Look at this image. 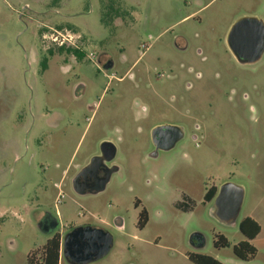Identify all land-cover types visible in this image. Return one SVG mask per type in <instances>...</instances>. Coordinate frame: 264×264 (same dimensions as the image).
Returning a JSON list of instances; mask_svg holds the SVG:
<instances>
[{
    "label": "rangeland",
    "instance_id": "1",
    "mask_svg": "<svg viewBox=\"0 0 264 264\" xmlns=\"http://www.w3.org/2000/svg\"><path fill=\"white\" fill-rule=\"evenodd\" d=\"M118 1L105 26L108 0H0V264H30L49 236L41 213L64 236L86 226L113 235L112 251L91 264H194L192 253L264 264V53L243 65L227 45L239 19L264 23V0ZM44 27L78 33L84 57L58 47L50 57ZM159 126L183 138L157 149ZM104 142L119 171L103 192L78 195L72 178ZM225 183L245 191L229 224L204 200ZM246 217L261 233L256 257L241 261L233 246ZM219 234L230 247H215Z\"/></svg>",
    "mask_w": 264,
    "mask_h": 264
},
{
    "label": "water",
    "instance_id": "2",
    "mask_svg": "<svg viewBox=\"0 0 264 264\" xmlns=\"http://www.w3.org/2000/svg\"><path fill=\"white\" fill-rule=\"evenodd\" d=\"M227 45L239 62H257L264 52V23L258 18L243 17L230 29ZM169 131L176 133V137L167 142H156L155 137ZM183 138L182 133L175 126H161L153 131V139L157 149L170 150ZM117 154L114 144L104 142L101 153L83 167L73 180L74 191L78 195L98 194L103 192L113 174L119 167H109L105 162L113 161ZM156 154V153H155ZM103 169V175L99 169ZM94 178V181L92 179ZM93 188H97L93 190ZM245 196L244 189L233 183H225L219 188L214 199V216L224 224L236 221L240 215ZM122 228V223H116ZM57 227V225H56ZM192 239L198 241V246H203L202 236L195 234ZM113 235L101 228L92 226L78 227L63 237L62 250L64 259L70 264H91L105 258L113 249Z\"/></svg>",
    "mask_w": 264,
    "mask_h": 264
},
{
    "label": "trees",
    "instance_id": "3",
    "mask_svg": "<svg viewBox=\"0 0 264 264\" xmlns=\"http://www.w3.org/2000/svg\"><path fill=\"white\" fill-rule=\"evenodd\" d=\"M56 1V0H55ZM107 5V12H103L102 17V23L105 26H110L108 17L113 15L119 14L120 10L119 8H115L116 4H119L118 0H108ZM126 12V11H125ZM59 53H65L74 55L75 57L81 59L84 57V54L78 50H74L71 48H59ZM54 51L49 50V56H53ZM48 57H44L41 61V69L42 71H45L48 66ZM216 190L212 189L210 190L204 197L205 202L210 203L215 198ZM148 223V212L146 209H143L142 212L139 215V228H144ZM239 230L241 234L245 237L244 241L239 242L238 244L233 246V254L234 256L241 260V261H250L254 259L257 255V249L255 246L251 244V241L257 238V236L261 233V226L260 224L254 220L251 217L244 218L239 225ZM215 247L218 249L228 248L230 247V243L228 239L224 235H217L216 240L214 243ZM60 250H61V235L60 233H55L50 239L47 240V242L37 250L33 251L29 257V263L30 264H59V258H60ZM39 257V261L36 260V258ZM189 259L194 264H223L216 258L204 255V254H190Z\"/></svg>",
    "mask_w": 264,
    "mask_h": 264
},
{
    "label": "built area",
    "instance_id": "4",
    "mask_svg": "<svg viewBox=\"0 0 264 264\" xmlns=\"http://www.w3.org/2000/svg\"><path fill=\"white\" fill-rule=\"evenodd\" d=\"M44 28L47 29L48 31L46 30L44 32L42 38L44 44L48 49H51V47H58V48L67 47L82 52L81 36L78 33H75L67 29H53L50 27H44ZM142 48L145 49L146 48L145 45H143ZM87 57L92 62L95 61L96 59V55L94 53L87 55ZM65 197H66L65 194L60 192L56 201L57 204H60ZM63 260H64L63 250L61 247L59 264H63L64 262Z\"/></svg>",
    "mask_w": 264,
    "mask_h": 264
},
{
    "label": "flooded vegetation",
    "instance_id": "5",
    "mask_svg": "<svg viewBox=\"0 0 264 264\" xmlns=\"http://www.w3.org/2000/svg\"><path fill=\"white\" fill-rule=\"evenodd\" d=\"M264 53V52H263ZM262 56H263V54H262ZM261 56V57H262ZM261 57H260V59H261ZM259 59V60H260ZM258 60V61H259ZM257 61V62H258ZM239 62V61H238ZM257 62H255V63H257ZM240 64H243V65H251V64H255V63H252V62H249V61H247V62H239ZM104 64H105V66L106 67H112V63H111V61H109V60H107L106 62H104ZM159 127H161V126H159ZM156 128H158V127H156ZM177 129H179V131H180V133H182V135H183V131L179 128V127H177ZM154 131V130H153ZM177 135H176V133H173V132H171V131H169L168 133H166V134H162V135H158L157 134V136L154 138L155 139V141L156 142H160V143H162V142H167V141H169L170 139H172L173 137L175 138ZM154 139H153V142H154V144H155V141H154ZM155 146H156V144H155ZM156 148H157V146H156ZM100 154V152H98V153H96V155H99ZM96 155H93L92 157H94V156H96ZM89 163V162H88ZM109 167H112V166H115L114 165V163L113 162H109V163H107V162H105ZM87 165V164H86ZM83 167L81 166L80 168H79V172H80V170L82 169ZM79 172H76V174H78ZM99 174L100 175H103V169L102 168H100L99 169ZM75 175L73 176V178H72V180H74L75 179ZM92 181H94V178L92 179ZM72 185H73V182H72ZM74 189V188H73ZM97 188H93V190H96ZM212 189H215L216 190V193H215V197L217 196V194H218V192H219V188H217V187H212V188H210L209 190H208V192L210 191V190H212ZM207 192V193H208ZM206 193V194H207ZM205 194V195H206ZM215 199V198H214ZM214 199H213V201H214ZM117 222L118 223H120V221H118L117 220ZM116 222V223H117ZM41 225H43L42 226V228H49L50 230H54V229H57V227H56V223H55V221L51 218V217H49V218H45L44 220H43V222L41 223ZM118 229H121V228H119L118 226H116Z\"/></svg>",
    "mask_w": 264,
    "mask_h": 264
},
{
    "label": "crops",
    "instance_id": "6",
    "mask_svg": "<svg viewBox=\"0 0 264 264\" xmlns=\"http://www.w3.org/2000/svg\"><path fill=\"white\" fill-rule=\"evenodd\" d=\"M58 214V213H57ZM59 215V214H58ZM49 218V217H51L54 221H55V223H56V225H57V228H58V222L56 221V219L54 218V217H52V215H50V214H48V213H41L39 216H38V220L40 221V224L43 222V220L45 219V218ZM43 226V225H42ZM44 227V226H43ZM47 229V228H46ZM47 231H49V232H47V234L49 235L47 238H46V242H47V240L48 239H50L55 233H60V235H61V247H62V242H63V237H64V233L63 232H60L59 230H57V229H54V230H50L49 228L47 229Z\"/></svg>",
    "mask_w": 264,
    "mask_h": 264
}]
</instances>
